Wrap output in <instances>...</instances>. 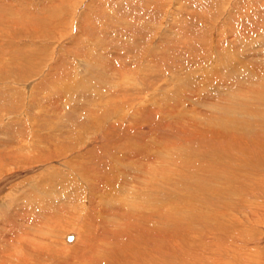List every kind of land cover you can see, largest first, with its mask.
Instances as JSON below:
<instances>
[{"label": "rangeland", "instance_id": "obj_1", "mask_svg": "<svg viewBox=\"0 0 264 264\" xmlns=\"http://www.w3.org/2000/svg\"><path fill=\"white\" fill-rule=\"evenodd\" d=\"M23 168L0 227L27 184L66 201L27 264H264V0H0V182Z\"/></svg>", "mask_w": 264, "mask_h": 264}, {"label": "bare ground", "instance_id": "obj_2", "mask_svg": "<svg viewBox=\"0 0 264 264\" xmlns=\"http://www.w3.org/2000/svg\"><path fill=\"white\" fill-rule=\"evenodd\" d=\"M225 58V57H224ZM226 60H229L228 58L226 59ZM91 62V61H90ZM229 62H230V60H229ZM233 66V65H232ZM228 68H229V66H228ZM210 69V68H209ZM230 69H233V68H230ZM240 70V69H239ZM220 71H222V70H219V69H217L216 70V72L218 73H220ZM234 72V71H233ZM237 72H239L238 70H237ZM225 73V72H224ZM238 74V73H237ZM114 76V75H113ZM56 78V77H55ZM47 85H48V83H46ZM51 84V83H50ZM223 84V83H222ZM43 85V84H42ZM45 85V84H44ZM217 86V85H216ZM40 89V88H39ZM54 89V88H53ZM61 90V89H60ZM64 91H65V89H64ZM42 92V91H41ZM67 92V91H66ZM44 94H47V93H44ZM67 97V96H66ZM197 97V96H196ZM41 98V97H40ZM46 98V97H45ZM34 99H36V98H34ZM33 100V99H32ZM185 100V99H184ZM42 101H44V100H42ZM73 101V100H72ZM38 102H39V100H38ZM246 102V101H245ZM59 103V102H58ZM42 104V103H41ZM39 105V104H38ZM49 105V104H48ZM57 107V106H56ZM43 111V108H40L39 107V109H38V112L39 113H41V111ZM232 111V110H231ZM235 111H237L238 112V110H235ZM235 113V112H234ZM240 113V112H239ZM232 114V113H231ZM39 115V114H38ZM31 136H33V135H31ZM37 136V135H36ZM225 136V135H224ZM234 136V135H233ZM34 138V137H33ZM35 139H36V137H35ZM235 139V138H234ZM39 140V139H38ZM31 141H32V139H31ZM227 141V140H226ZM33 142V141H32ZM41 143H42V141H41ZM27 144V143H26ZM128 145V144H127ZM262 145V144H261ZM26 146V145H25ZM35 146V145H34ZM45 146V145H44ZM60 146V145H59ZM114 146V145H113ZM113 146H111V147H113ZM116 146V145H115ZM240 146V145H239ZM27 147H28V145H27ZM26 147V148H27ZM62 147V146H61ZM104 147V146H103ZM125 147H126V145H125ZM249 147V146H248ZM258 147V146H257ZM122 147H120V149H121ZM127 148V147H126ZM251 148V147H250ZM254 148V147H253ZM256 148V147H255ZM100 149V152H101V149H103V148H99ZM105 149V148H104ZM103 149V150H104ZM123 149V148H122ZM125 149V148H124ZM128 149V148H127ZM126 149V150H127ZM98 150V149H97ZM102 150V152L104 153V151ZM219 150V149H218ZM30 151H31V149H30ZM34 151V150H33ZM63 151V150H62ZM99 151V150H98ZM107 150H105V152H106ZM121 151H123V150H121ZM130 151V150H129ZM134 151V150H133ZM35 152V151H34ZM100 152H98V153H100ZM101 152V153H102ZM109 152V151H108ZM120 152V151H119ZM128 151H126V153H127ZM226 152V151H225ZM224 152V153H225ZM42 153V152H41ZM95 153V152H94ZM100 153V154H101ZM122 153H124V152H122ZM130 153V152H129ZM132 153V152H131ZM134 153V152H133ZM154 153V152H153ZM157 153V152H156ZM38 154V153H37ZM89 154H92V153H89ZM142 154V151L140 150V149H138L137 151H136V156H140ZM231 154V153H230ZM102 155V154H101ZM109 155V154H108ZM252 155V154H251ZM24 156V155H23ZM22 156V157H23ZM27 157H29L30 156V154H27L26 155ZM32 156V155H31ZM90 156V155H89ZM95 156H97V155H95ZM95 156H94V158H95ZM107 156V155H106ZM115 156V155H114ZM119 156V155H118ZM123 156V155H122ZM227 156V155H226ZM253 156V155H252ZM12 157H13V155H12ZM11 157V158H12ZM19 157V156H18ZM21 157V156H20ZM53 157V156H52ZM54 157H56V156H54ZM98 157V156H97ZM96 157V158H97ZM109 157V156H108ZM116 157V156H115ZM113 158V155H112V157H109L110 159H112L113 160V162H115V163H118L119 162V157H118V159H116V158ZM129 157V156H128ZM131 157V156H130ZM141 157V156H140ZM214 157V156H213ZM9 158V157H8ZM11 158H9L10 159V161H11ZM15 158H16V155H15ZM34 157H32V159H33ZM37 158H40V156L39 157H37ZM61 158V157H60ZM123 158H125V159H130V158H127V157H125V156H123ZM142 158V157H141ZM148 158H149V160L151 161V162H154L153 161V159H152V157L150 156H148ZM203 158H205V157H203ZM221 158V157H220ZM13 159V158H12ZM25 159H28V158H25ZM44 159V158H43ZM51 159V158H50ZM99 159V158H98ZM103 159V158H102ZM102 159H100V160H102ZM106 159V158H105ZM122 159V158H121ZM86 160V159H85ZM100 160H99V162H100ZM124 160V159H123ZM134 160V159H133ZM216 160H218V159H216ZM236 160V159H235ZM84 161V160H83ZM96 161V160H95ZM103 161V160H102ZM142 161V160H141ZM220 161V160H219ZM32 162V161H31ZM90 162H91V160H90ZM93 162V161H92ZM104 162V161H103ZM30 163V162H29ZM98 163V162H97ZM102 163V162H101ZM80 164V166L81 165H83L81 168H82V170H84V173L86 172V170H85V168L87 167V165L85 166L84 164H82V162L81 163H79ZM92 164H95V162L94 163H92ZM99 164V163H98ZM128 164V163H127ZM153 164V163H152ZM243 164V163H242ZM11 165V164H10ZM60 165H62V166H64V164L63 163H60ZM96 165V167H97V164H95ZM100 165V164H99ZM105 165V164H104ZM130 165V164H129ZM128 165V166H129ZM31 166V165H30ZM89 166V165H88ZM102 166V165H101ZM239 166V165H238ZM18 167V166H17ZM16 167V168H17ZM20 167V166H19ZM18 167V168H19ZM23 167H25V166H23ZM34 167V166H33ZM39 167V166H38ZM85 167V168H84ZM100 167V166H99ZM105 167V166H104ZM108 168L110 167V166H107ZM106 167V168H107ZM135 167V166H134ZM21 168V167H20ZM19 168V169H20ZM31 168V167H30ZM46 168V167H45ZM119 168V167H118ZM138 168V167H137ZM191 168V167H190ZM242 168V167H241ZM12 169V168H11ZM41 169V168H40ZM96 169H98V168H96ZM105 169V168H104ZM134 169V168H133ZM132 169V170H133ZM243 169V168H242ZM246 169V168H245ZM244 169V170H245ZM262 169V168H261ZM23 170L24 171H21V172H19L17 175H11V176H9V177H7L4 181H6L5 183V186H4V183H2V182H0V191H1V189H6L7 187H8V185L9 184H11L12 182H13V180L14 179H16L15 177H17V178H23V176L25 177L27 174H30V170L31 169H25V168H23ZM44 170V169H43ZM87 170H88V167H87ZM94 168L92 167V171H93V174L94 173H97V172H94ZM131 170V169H130ZM152 170V169H151ZM156 168L154 169V171L152 172V173H150L151 174V180H152V182H151V184L153 183L154 185L156 184V178H155V176L153 177L152 175H155L156 174ZM247 170V169H246ZM11 171V170H10ZM16 171H17V169H16ZM19 171V170H18ZM33 171H36V168L35 169H33ZM37 171H38V169H37ZM90 171V170H89ZM96 171H98V170H96ZM114 171V170H113ZM119 171V170H118ZM138 171V170H137ZM263 171V170H262ZM116 172V171H115ZM114 172V173H115ZM126 172V171H125ZM142 173V172H141ZM9 174V173H8ZM12 174V173H11ZM57 174V173H56ZM86 175H87V173H85ZM89 174V173H88ZM92 174V173H91ZM120 174V173H119ZM204 174V173H203ZM54 175V174H53ZM131 175H133V174H131ZM139 175H141L140 174V172H139ZM207 175H209V174H207ZM97 176V175H96ZM137 176V175H136ZM55 177V176H54ZM90 177H92V178H94V176H90ZM82 178V177H81ZM118 178V177H117ZM138 178H141L140 176H138ZM137 178V179H138ZM25 179V178H24ZM128 179V178H127ZM118 180V183H117V186H113V189L115 190V189H120L117 193H120V192H122L121 191V187H123L122 186V183H121V181L119 180V179H117ZM116 180V181H117ZM122 180V179H121ZM23 181V180H22ZM21 181V182H22ZM32 181V180H31ZM106 181V180H105ZM130 181V180H129ZM24 182H26V180L24 181ZM111 182V181H110ZM147 182V181H146ZM261 182V180L259 181V183H258V189L256 190V191H258L259 190V186H260V184H262V183H260ZM15 183V182H14ZM246 183V182H245ZM112 184H114V183H112ZM147 184V183H146ZM263 184H264V182H263ZM41 185V184H40ZM114 185H116V184H114ZM135 185V184H134ZM141 185V184H140ZM17 186V185H16ZM24 186H25V184H24ZM87 186V185H86ZM128 186V185H127ZM20 187H21V184H20ZM20 187H19V189H20ZM130 187V185L127 187V190H128V188ZM132 187V186H131ZM245 187V186H244ZM248 187V186H247ZM24 188H29L30 190H32L31 192H33V193H38L40 196H39V198H33L31 195H32V193H31V195H29L28 193L26 194V198H24L25 200V203L27 204V206H28V210H25V208L24 209H22L23 211H21V210H19L16 206H13V205H11L12 206V208H13V212L16 214V216H17V213H18V216L19 217H21L22 219H20V222H18V224H20L22 227H23V229L22 230H18L17 229V226H15L17 223H16V221L14 222V221H8L7 220V215L5 216H2L1 218V222H2V227H0V264H5L6 263V261L9 259V258H11L12 260H13V262L15 263V264H27L26 263V261L25 260H27V261H31V260H28V254H29V256H31L30 255V251H32L31 252V254H33V252L34 251H39L38 252V256H37V258H39L40 256H41V254L40 253H43L44 255H49V252L50 251H48L46 248H44L43 247V250H40V248H30V246L31 245H33V243H32V241L30 240V238L32 237V236H30V232L29 231H26V229H35V228H37V231H39V224H41V223H46V222H48L49 220H51V216H55V214H57V213H60V209L62 208V206L64 205L61 201H64V202H66L64 199H62L60 202H58V201H56V200H54L53 198L52 199H49V197H51V196H53L56 192H48V190H47V188H46V191H43V188H42V185L41 186H39V185H36V184H33V185H29V184H27L25 187H21V190H24ZM149 188V187H148ZM112 189V190H113ZM11 190H12V192H11V194L12 193H14V190H15V192H16V189H15V187L14 188H11ZM94 190V189H93ZM92 190V191H93ZM261 193H259V195L261 196L262 194H263V192L262 191H264V187H262L260 190H259ZM1 192H3V191H1ZM65 192H66V190H65ZM135 192V191H134ZM61 193H63V192H61ZM124 192H122V194H123ZM121 194V193H120ZM131 194V193H130ZM129 194V195H130ZM155 194V193H154ZM157 194V193H156ZM35 195V194H34ZM69 195V194H68ZM67 195V196H68ZM124 195V194H123ZM142 195V194H141ZM148 195V194H147ZM264 195V194H263ZM262 195V196H263ZM109 196V195H108ZM138 196H140V194L138 195ZM218 196V195H217ZM89 197V196H88ZM92 197V196H91ZM124 197V196H123ZM131 197H132V195H131ZM151 197V196H150ZM220 197V196H219ZM22 198V197H21ZM100 198H102L101 196H100ZM104 198V197H103ZM142 198V197H141ZM78 199H80L79 197L77 198L76 196H72V195H69V197H68V200H69V204L70 203H72L74 200H78ZM116 199H118V200H116ZM130 200V198H127L126 197V199H123L122 197L121 198H114V196H113V194H112V197H111V199L110 200H108V198H107V201L111 204H109V205H106V203L104 204L105 206H109L107 209V211H109L110 212V210L111 209H115V208H113L114 207V205L115 204H119V206H120V210H121V212L122 213H127L129 216H131V214L132 213H134L135 215L136 214H139V217H142L141 215H142V213H141V215H140V212H144L145 210H147V211H149L150 212V210H151V213H150V219H151V221L152 222H154V217H156V213H157V209L156 208H153V207H149V208H147V205H145V206H141L140 207V204H135L134 203V200H132V202H130L129 200ZM138 199H139V197H138ZM98 200V199H97ZM140 200V199H139ZM142 200V199H141ZM258 200V199H257ZM91 201H93V200H91ZM118 201V202H117ZM122 201V202H121ZM25 203H21V204H25ZM20 204V203H19ZM19 205V206H23V205ZM93 204V203H92ZM92 204H89L88 206H86V209H88L89 208V210L90 211H93V213L95 212V210L96 209H93L92 208ZM97 204V203H96ZM101 205V204H100ZM238 205V204H237ZM66 206V205H65ZM116 206H118V205H116ZM240 206V205H239ZM94 207V206H93ZM97 208V207H96ZM106 208V207H105ZM104 208V209H105ZM138 208H140V210H138ZM144 208V209H143ZM226 208V207H225ZM101 209V208H100ZM65 210V209H64ZM67 210V209H66ZM89 210H88V212H89ZM118 210V209H117ZM264 210V209H263ZM69 211V210H68ZM107 211H104V212H107ZM119 211V210H118ZM118 211H117V213H118ZM262 211V210H261ZM101 212H102V210H101ZM120 212V213H121ZM10 213V212H9ZM8 213V214H9ZM99 213V212H98ZM6 214V213H5ZM33 214H35V216H36V218L35 219H33L34 217H33ZM95 214V213H94ZM218 214V213H217ZM75 215V214H74ZM237 215V214H236ZM10 216V215H9ZM99 217H100V219H102L104 216H102L100 213H99V215H98ZM216 216H218V215H216ZM15 217V216H14ZM61 217V216H60ZM255 217V216H254ZM105 218V217H104ZM114 219V218H113ZM52 220H53V218H52ZM107 220V219H106ZM36 221V222H35ZM199 221V220H198ZM197 221V222H198ZM100 222H101V220H100ZM107 222V221H106ZM110 222V221H109ZM109 222H107V223H109ZM104 222L102 221V224H103ZM215 223V222H214ZM102 224H100V225H102ZM110 224H111V222H110ZM1 226V225H0ZM46 226V225H45ZM103 226H104V224H103ZM109 226V225H108ZM108 226H107V228H108ZM215 226V225H214ZM40 227H42V226H40ZM50 227V226H49ZM48 228V227H47ZM102 228V227H101ZM142 228V227H141ZM153 228V227H152ZM100 229V228H99ZM42 230H44V229H42ZM101 230H103V229H101ZM104 231V230H103ZM39 232H41V231H39ZM43 232V231H42ZM58 232H59V230H58ZM105 232V231H104ZM18 233H21L20 235H19V237H20V243L19 242H17L16 241V234H18ZM76 233V232H75ZM75 233H73L71 236H69L68 238H71L72 240L73 239H77V234H75ZM34 234V233H33ZM238 234H239V232H238ZM35 235V234H34ZM43 235H45V234H43ZM69 235V234H68ZM113 235L114 236H116L114 233H113ZM41 237H42V235H41ZM40 237V238H41ZM45 237V236H44ZM67 237V236H66ZM33 238V237H32ZM38 238V237H37ZM46 238V237H45ZM245 238V237H244ZM263 238V237H262ZM34 239V238H33ZM39 240V239H38ZM72 240H69L68 239V241H72ZM140 240V239H139ZM234 240V239H233ZM50 241V240H49ZM75 241V240H74ZM16 243L18 244V245H16ZM59 243V242H58ZM121 243V242H120ZM26 244H27V247H25L26 246ZM29 246V247H28ZM42 246H46V245H42ZM246 247V246H245ZM39 249V250H38ZM154 249V248H153ZM109 250H110V248H109ZM108 250V251H109ZM114 250V251H113ZM115 250L117 251V249H115V248H111V250L109 251V252H113L112 253V255H109L110 257L109 258H111V259H116V255H118V252H117V254H116V252H115ZM3 251V253L1 254V252ZM104 251V250H103ZM5 253H7L8 255H7V259H5V260H1V259H3V257H2V255H4ZM80 254V253H79ZM116 254V255H115ZM238 254V253H237ZM52 255V254H51ZM56 255V254H55ZM59 256V255H58ZM26 257V259L24 260V258ZM47 257V256H46ZM124 257V256H123ZM30 258V257H29ZM44 258V257H43ZM106 258V259H105ZM117 258H119V257H117ZM59 259V258H58ZM94 259V258H93ZM92 259V260H93ZM115 259H114V261H115ZM51 260V259H50ZM89 260H91L90 259V257H89ZM101 263H103V264H107L108 262L106 261L107 260V256L106 257H102L101 259ZM11 261V260H10ZM153 261V260H152ZM17 262V263H16ZM44 262V261H43ZM92 262V261H91ZM100 262V261H99ZM118 262V261H117ZM31 263H32V261H31ZM80 263V262H79ZM82 263V262H81ZM113 263V262H112ZM217 263V262H216ZM13 264V263H12ZM34 264V263H33ZM192 264V263H191Z\"/></svg>", "mask_w": 264, "mask_h": 264}, {"label": "water", "instance_id": "obj_3", "mask_svg": "<svg viewBox=\"0 0 264 264\" xmlns=\"http://www.w3.org/2000/svg\"><path fill=\"white\" fill-rule=\"evenodd\" d=\"M69 240H72L71 238H68Z\"/></svg>", "mask_w": 264, "mask_h": 264}]
</instances>
